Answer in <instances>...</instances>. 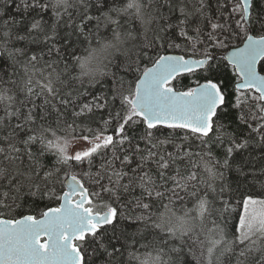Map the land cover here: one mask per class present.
Here are the masks:
<instances>
[{
	"label": "snow or ice",
	"instance_id": "snow-or-ice-1",
	"mask_svg": "<svg viewBox=\"0 0 264 264\" xmlns=\"http://www.w3.org/2000/svg\"><path fill=\"white\" fill-rule=\"evenodd\" d=\"M191 9L0 0V264H264V0Z\"/></svg>",
	"mask_w": 264,
	"mask_h": 264
},
{
	"label": "trees",
	"instance_id": "trees-1",
	"mask_svg": "<svg viewBox=\"0 0 264 264\" xmlns=\"http://www.w3.org/2000/svg\"><path fill=\"white\" fill-rule=\"evenodd\" d=\"M17 2H19V0H17ZM187 2L189 3V10L191 9V4L196 3V0H187ZM14 15H17L15 12L13 13ZM176 15L178 16L179 13L177 12ZM31 17L29 16L28 19H30ZM210 29H205V31H209ZM190 35H192L193 33H189ZM243 35H239L237 37L232 38L229 41V47L225 48V49H210L212 51V54L217 57L218 60L222 59L223 53L231 48L233 45L238 46L243 42ZM177 43H182V40H177ZM208 42L205 41V44H207ZM17 46L22 47L23 46V42H20L17 44ZM198 48H201L203 46L201 45H197ZM210 48V45H209ZM171 52H175V53H179L182 54L185 57L188 56H193V57H197V58H201L202 55L198 52L195 55L193 54V51L191 49L190 46H186L185 48H181V49H168L167 52H164L163 50H161V54H165V53H171ZM78 55H86V53L83 52V50L81 49L80 51L77 52ZM227 64V61H222L221 64V72L225 75H227L229 78L232 77V69L230 66H228L227 68L223 67V65ZM150 66V65H149ZM259 70L261 72L264 73V67H262L261 65H259ZM201 83L204 81V75L200 72H197L195 74L192 75H186L184 77H181V81L182 84H186L190 87H194L196 84V81H198ZM0 115H3L2 112H0ZM236 116H237V110H230L229 113L227 114V116L224 118V123L227 125V131L229 133H231L232 135H240L241 133H243V135L245 137H249V133L250 130L247 129L245 126L240 125L239 127H237V125L239 124V121H236ZM71 119V117H69V120ZM235 121V122H234ZM79 123V121H77ZM256 123H253V127H256ZM114 127V126H113ZM51 138V137H50ZM250 139L254 142L253 146L255 147L256 151L255 153H253V155L255 156V160L253 161V164L255 165V169H259L260 168V163H259V155H260V148H259V136L256 133H251L250 135ZM39 148V145H35L33 146V151H36V149ZM171 150V149H169ZM217 156H221L222 155V149H215ZM240 157H237V159H239ZM43 162L45 163H49V166H51V163H54V157L51 154H46L43 158H42ZM51 162V163H50ZM76 171H79V169H76ZM231 177V174H229ZM254 191L259 192L260 188H259V180L257 181L256 184V188L254 189ZM47 203V202H44ZM44 203L40 204V207L36 210V211H43L44 210ZM165 204H167V200L164 201ZM51 206H56V203H52ZM218 206V205H217ZM188 208L192 207L191 203L187 204ZM169 208L176 213L177 216L183 215V209L181 207V204L179 201H177L175 204L173 205H169ZM25 214H28V209H24ZM153 211L159 213H164L166 210L163 206H157L156 208L153 209ZM12 216H16L17 218H19L17 212H11V213H6L3 211H0V217H7V218H11ZM211 226V225H209ZM203 238V237H202ZM189 259H191V257H189Z\"/></svg>",
	"mask_w": 264,
	"mask_h": 264
},
{
	"label": "water",
	"instance_id": "water-1",
	"mask_svg": "<svg viewBox=\"0 0 264 264\" xmlns=\"http://www.w3.org/2000/svg\"><path fill=\"white\" fill-rule=\"evenodd\" d=\"M243 46V42L240 44V45H238V47H242ZM231 49H232V47L231 48H229V49H227L224 53H223V56H225V55H227L228 53H230V51H231ZM165 54H169V55H182V54H179V53H175V52H171V53H165ZM183 56V55H182ZM185 57V56H184ZM186 59L187 58H192V59H200V58H197V57H193V56H188V57H185ZM202 58V57H201ZM257 68H258V71L260 72V74L261 75H264V73L263 72H261L260 70H259V65L257 66ZM204 82V81H203ZM203 82H201V83H203ZM197 85H195L194 87H196ZM0 218H7V217H0Z\"/></svg>",
	"mask_w": 264,
	"mask_h": 264
}]
</instances>
